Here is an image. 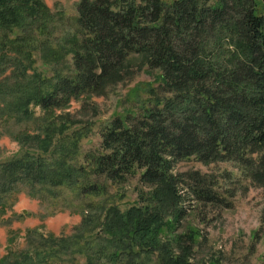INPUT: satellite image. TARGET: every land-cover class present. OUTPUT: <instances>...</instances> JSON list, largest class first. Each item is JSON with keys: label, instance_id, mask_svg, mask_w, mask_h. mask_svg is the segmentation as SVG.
Segmentation results:
<instances>
[{"label": "trees", "instance_id": "trees-1", "mask_svg": "<svg viewBox=\"0 0 264 264\" xmlns=\"http://www.w3.org/2000/svg\"><path fill=\"white\" fill-rule=\"evenodd\" d=\"M74 22L59 35L41 0H0V115L21 121L42 112L40 130L20 140L35 150L0 162V202L18 185L54 197L67 188L89 210L71 238L39 234L33 251L0 264H55L75 253L86 264H219L190 260L198 231H175L186 200L228 208L234 192L174 165L231 161L264 194V0H79ZM36 54L49 73L36 68ZM130 54L160 71L169 96L115 115L99 130V148L79 162L89 122L70 131V114L46 112L104 93L124 78ZM136 175L135 203H106L109 184ZM261 238L264 203L253 234Z\"/></svg>", "mask_w": 264, "mask_h": 264}, {"label": "rangeland", "instance_id": "rangeland-1", "mask_svg": "<svg viewBox=\"0 0 264 264\" xmlns=\"http://www.w3.org/2000/svg\"><path fill=\"white\" fill-rule=\"evenodd\" d=\"M41 1L54 15L56 24L59 25V35L75 30L74 17L79 0ZM35 58L36 68L49 73L48 68L41 64L38 54ZM127 61L124 78L108 85L104 93L81 95L72 99L65 108L46 112L50 118L59 113L70 114L69 118L76 121L70 131L89 122L86 125L90 127V132L80 142L79 162L85 152L99 148V130L115 115H123L129 111L140 112L142 107L152 105L153 95L161 98L169 96L163 90L158 69L149 68L138 54H130ZM34 111L36 119L21 121L12 116L0 115V162L20 155L26 147L35 150L33 141L27 145L20 141L24 140L21 136L33 135L41 128V122L37 118L42 112L38 107ZM195 169L215 177L216 188L223 195L229 191L234 194L230 199L232 205L228 208L203 205L189 199L185 201L186 213L181 217L175 232L185 231L187 228L198 231L190 260L197 262L217 257L219 264H264V238L256 242L253 239L264 203L262 189L251 185L231 161L203 164L189 159L178 161L174 165L175 171ZM108 187L111 197L106 203L114 202L123 210L136 202L137 192L142 185L136 175L123 184H109ZM59 190V195L54 197L45 193L31 194L26 186L18 185L5 201L0 202V260H11L21 251H33L30 240L39 234L46 238H71L79 232L82 219L89 210L84 205L83 208L80 207V200L76 199L71 190ZM101 198L91 199L97 201ZM82 200L85 202V198ZM174 251L180 253L179 248H174ZM61 257L69 258L66 255ZM72 257V261L55 264H86L83 254L75 253Z\"/></svg>", "mask_w": 264, "mask_h": 264}]
</instances>
